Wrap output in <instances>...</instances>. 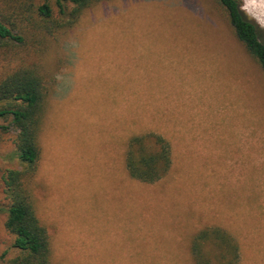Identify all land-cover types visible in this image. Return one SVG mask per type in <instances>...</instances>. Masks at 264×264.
Instances as JSON below:
<instances>
[{"label":"rangeland","instance_id":"1","mask_svg":"<svg viewBox=\"0 0 264 264\" xmlns=\"http://www.w3.org/2000/svg\"><path fill=\"white\" fill-rule=\"evenodd\" d=\"M44 1L0 0L25 36L3 41L0 74L33 67L50 89L34 196L55 264H193V238L216 225L240 241L239 264H264V70L215 0H100L71 28L45 20ZM242 8L264 28V0ZM153 130L173 165L145 183L125 150ZM14 141L0 132V264L19 253L2 180Z\"/></svg>","mask_w":264,"mask_h":264},{"label":"trees","instance_id":"2","mask_svg":"<svg viewBox=\"0 0 264 264\" xmlns=\"http://www.w3.org/2000/svg\"><path fill=\"white\" fill-rule=\"evenodd\" d=\"M100 0H48L36 6L45 20L57 23L56 11L63 20L57 27L71 28L79 16ZM238 40L264 70V28L244 12L243 0H215ZM71 19L64 18L67 14ZM56 33V32H55ZM25 36L15 33L0 21V46L3 41L23 43ZM6 44V43H5ZM255 84V83H254ZM50 89L44 76L33 67H17L0 74V132H15V149L10 158L15 167L3 173L7 213L6 230L14 236L18 254L7 264H55L49 230L42 222L34 196L42 150L40 136L47 113ZM125 168L130 177L155 183L165 177L173 165L172 144L157 131L133 134L127 140ZM193 264H239L241 243L227 228L206 227L192 240ZM208 245L216 249L206 252Z\"/></svg>","mask_w":264,"mask_h":264},{"label":"bare ground","instance_id":"3","mask_svg":"<svg viewBox=\"0 0 264 264\" xmlns=\"http://www.w3.org/2000/svg\"><path fill=\"white\" fill-rule=\"evenodd\" d=\"M259 6V5H258ZM262 17V16H261ZM261 17H260V19H261ZM257 18V17H256ZM264 19V18H263ZM258 21L261 23V24H263L264 25V21H260L259 19H258Z\"/></svg>","mask_w":264,"mask_h":264},{"label":"crops","instance_id":"4","mask_svg":"<svg viewBox=\"0 0 264 264\" xmlns=\"http://www.w3.org/2000/svg\"><path fill=\"white\" fill-rule=\"evenodd\" d=\"M132 178V177H131Z\"/></svg>","mask_w":264,"mask_h":264}]
</instances>
